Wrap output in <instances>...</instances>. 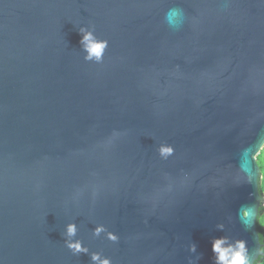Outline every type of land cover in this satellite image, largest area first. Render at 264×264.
Masks as SVG:
<instances>
[{
  "label": "water",
  "instance_id": "water-1",
  "mask_svg": "<svg viewBox=\"0 0 264 264\" xmlns=\"http://www.w3.org/2000/svg\"><path fill=\"white\" fill-rule=\"evenodd\" d=\"M262 146L264 0H0V264H256Z\"/></svg>",
  "mask_w": 264,
  "mask_h": 264
},
{
  "label": "clouds",
  "instance_id": "clouds-1",
  "mask_svg": "<svg viewBox=\"0 0 264 264\" xmlns=\"http://www.w3.org/2000/svg\"><path fill=\"white\" fill-rule=\"evenodd\" d=\"M165 22L170 28L178 29L184 22V13L179 8H171L165 14ZM79 34V48L85 53V60H95L99 62L102 59V53L106 47V42H100L96 40L94 34L91 30L86 27H81L78 30ZM160 153L162 156H168L172 153L170 147H161ZM264 156V146L260 149V154L257 156L258 163L261 157ZM264 224V220H261ZM102 231L101 228L96 229V233ZM76 234V225L70 223L65 227V235L68 238L74 237ZM110 239L115 240V236H110ZM67 246L74 252L87 251V249L82 248L80 243L72 242L70 239L66 241ZM221 241L217 240L212 245V251L216 254V264H248V257L245 251L244 243L238 242L235 248L229 246L228 248L221 247ZM262 244H264V237H262ZM192 251H195V245L192 246ZM261 257L259 258L257 264H264V247L261 248ZM98 259L96 255L93 256V260ZM102 264H109L107 259L102 261Z\"/></svg>",
  "mask_w": 264,
  "mask_h": 264
},
{
  "label": "trees",
  "instance_id": "trees-1",
  "mask_svg": "<svg viewBox=\"0 0 264 264\" xmlns=\"http://www.w3.org/2000/svg\"><path fill=\"white\" fill-rule=\"evenodd\" d=\"M259 165L261 168L260 191L264 194V156L261 157ZM261 220H264V205L260 207V213H259L258 222H257V227H258V231L260 234V240L262 242V237H264V224L261 223ZM263 247H264V244H263ZM259 258L257 259L256 264Z\"/></svg>",
  "mask_w": 264,
  "mask_h": 264
}]
</instances>
